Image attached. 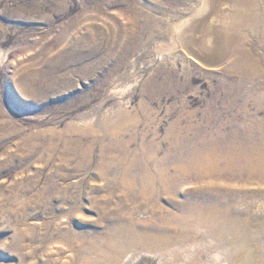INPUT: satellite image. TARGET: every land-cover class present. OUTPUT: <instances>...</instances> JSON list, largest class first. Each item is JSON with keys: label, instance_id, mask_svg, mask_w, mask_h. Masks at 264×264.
Returning a JSON list of instances; mask_svg holds the SVG:
<instances>
[{"label": "rangeland", "instance_id": "obj_1", "mask_svg": "<svg viewBox=\"0 0 264 264\" xmlns=\"http://www.w3.org/2000/svg\"><path fill=\"white\" fill-rule=\"evenodd\" d=\"M221 1L0 0V264H264V183L224 154L264 126V0L253 70L201 59Z\"/></svg>", "mask_w": 264, "mask_h": 264}, {"label": "bare ground", "instance_id": "obj_2", "mask_svg": "<svg viewBox=\"0 0 264 264\" xmlns=\"http://www.w3.org/2000/svg\"><path fill=\"white\" fill-rule=\"evenodd\" d=\"M209 1H210L209 3H215L216 2V0H209ZM230 1H232V5H233L232 8L233 9L231 10L230 14H228V12H227V14L229 15V17H227V18L231 22V26H229V24H230L229 23L228 26H226V27L232 28V31H228L226 33V35H224V39L221 37H219L220 39H218V35H216L214 33V31L212 30L215 28L212 24H207V26L205 24L204 27L201 26V27L205 28L203 31L205 33L204 34L202 33L203 34L202 40L201 41L198 40L196 43H198V45H200L199 50H203L204 53H206L205 56L208 57V58H201V59L211 61L212 59H215V58L217 60L219 58H221V56H222L221 54L223 53L222 43H224V44H227L228 46H230V48H231V57H232L233 62H236L237 64H241L240 62H244L246 65L244 68H248V70H249V68L251 70L256 69V66L252 63V59H253V62H255L256 59L251 54V51H249L248 47L246 46V43L242 40V38H240V37L236 38L235 28L237 27V25L239 23H241L242 25L245 24V25H248L250 27H254L259 22L260 18H259L258 13L256 12V8L258 6V0H227V4L231 5ZM222 12H223V10H222ZM234 16L236 18H234ZM193 17H195V16H193ZM194 22L192 25L193 28L196 27L198 24V21H194ZM262 24L264 26V9L262 10ZM188 47H189V45H188ZM238 68H241V67H238ZM249 137L250 138H248L246 141L245 140L241 141L239 144L231 143L229 145V148L226 151H224V154L228 157L227 158L228 159L227 165L229 167H227V168L231 169L234 167L236 168V166H238L240 168V170L243 172L242 174H240L243 177H245L247 175L246 177L248 178L249 176L253 177V175H254V178L257 181L264 183V126L262 128L260 136H258L255 133H251ZM259 139H262V140L257 141ZM179 144H183V143H180V142L177 143L176 147H179ZM259 146H261L263 148L260 149ZM195 152L196 151L189 153V151H188L187 155H190L192 153H193V155L187 156V157L192 159V158H195L196 155L200 154V153H195ZM145 162H147V160ZM224 164L226 165V163H224ZM178 170H179L180 174L186 173V171L184 169H178ZM186 184H187V182H186ZM210 190H211V187L207 191L209 192ZM132 234H134V233L132 232ZM143 237H151V236L149 235V233L148 234L146 233L143 235ZM145 247H146V245H145Z\"/></svg>", "mask_w": 264, "mask_h": 264}]
</instances>
